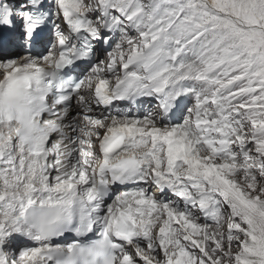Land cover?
Here are the masks:
<instances>
[{
  "label": "snow or ice",
  "instance_id": "1",
  "mask_svg": "<svg viewBox=\"0 0 264 264\" xmlns=\"http://www.w3.org/2000/svg\"><path fill=\"white\" fill-rule=\"evenodd\" d=\"M0 264H264V0H0Z\"/></svg>",
  "mask_w": 264,
  "mask_h": 264
}]
</instances>
